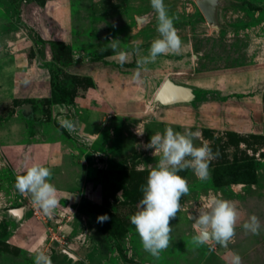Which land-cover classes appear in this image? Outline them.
<instances>
[{
    "label": "rangeland",
    "instance_id": "obj_1",
    "mask_svg": "<svg viewBox=\"0 0 264 264\" xmlns=\"http://www.w3.org/2000/svg\"><path fill=\"white\" fill-rule=\"evenodd\" d=\"M258 2L226 12L246 25L229 34L211 30L194 0H164L182 49L138 63L159 36L150 0H0V264H34L32 249L52 264H69L67 250L78 264H232L234 253L240 264H264V0ZM168 74L230 92L198 111L161 110L151 100ZM65 118L72 130L60 124ZM167 126L197 132L193 143H206L213 155L206 180L179 170L189 192L169 221L168 247L154 256L129 216L159 159L144 145ZM32 163L51 169L57 189L46 222L15 188L16 175ZM208 193L238 208L226 246L193 240L194 216ZM18 207L21 216L12 212ZM103 213L109 219L99 222ZM250 214L262 225L256 234L242 227Z\"/></svg>",
    "mask_w": 264,
    "mask_h": 264
},
{
    "label": "clouds",
    "instance_id": "obj_2",
    "mask_svg": "<svg viewBox=\"0 0 264 264\" xmlns=\"http://www.w3.org/2000/svg\"><path fill=\"white\" fill-rule=\"evenodd\" d=\"M152 9L156 12V30L159 36L150 44L148 55L138 63L155 61L158 55L179 53L182 42L173 25V19L166 11L164 0H150ZM117 48L114 41L111 45ZM127 61L124 51L118 53V63L123 65ZM134 79L140 78V73L133 74ZM60 124L69 130L74 127L71 119H62ZM142 133V132H139ZM197 132L186 130L185 133L175 131L167 126L163 132L151 134L149 141L144 145L153 149V155L159 159L151 167L145 184L141 185L142 196L138 201L137 210L130 214L129 220L135 226L143 248L154 256H158L162 249L170 242V219L177 215L181 208V197L189 192L186 179L179 170L191 168L200 180L209 176L208 163L212 157L209 145L193 143ZM51 169L40 163H32L24 168L15 178V188L22 194L29 196L34 207L44 214H51L58 204L56 186L48 179ZM123 198V192L118 193ZM238 217V208L230 200L208 193L204 203L198 207L194 216L193 240L198 244L207 243L210 239L222 245L232 239ZM109 219L107 213L99 214L97 220L104 222ZM244 230L253 234L262 229L261 222L255 214H250L243 222ZM34 264H52L50 257L40 249H32ZM232 264H240L239 254L231 257Z\"/></svg>",
    "mask_w": 264,
    "mask_h": 264
},
{
    "label": "water",
    "instance_id": "obj_3",
    "mask_svg": "<svg viewBox=\"0 0 264 264\" xmlns=\"http://www.w3.org/2000/svg\"><path fill=\"white\" fill-rule=\"evenodd\" d=\"M211 30L232 34L245 29L246 25L234 22L227 18L226 12L240 11L258 5V0H194ZM139 21L142 18H138ZM230 92L218 86H202L193 82L183 81L174 75H166L160 82L152 97V103L159 109H169L176 106H187L193 111L200 110L201 106L209 103L225 101ZM21 216L22 207L12 210ZM70 257V264H76L78 257L71 251H66Z\"/></svg>",
    "mask_w": 264,
    "mask_h": 264
},
{
    "label": "built area",
    "instance_id": "obj_4",
    "mask_svg": "<svg viewBox=\"0 0 264 264\" xmlns=\"http://www.w3.org/2000/svg\"><path fill=\"white\" fill-rule=\"evenodd\" d=\"M31 210L33 212V214L39 218V219H42L44 222H46V214H44L39 208L37 207H34L33 205H31ZM52 237L56 238L53 233H52Z\"/></svg>",
    "mask_w": 264,
    "mask_h": 264
},
{
    "label": "crops",
    "instance_id": "obj_5",
    "mask_svg": "<svg viewBox=\"0 0 264 264\" xmlns=\"http://www.w3.org/2000/svg\"><path fill=\"white\" fill-rule=\"evenodd\" d=\"M76 256H77V255H76ZM77 257H78V261H77V262L79 263V261H80L81 259L79 258V256H77ZM61 259H62V258H61ZM64 263H66L65 260L62 261V263H60V264H64ZM78 263H76V264H78ZM69 264H70V262H69Z\"/></svg>",
    "mask_w": 264,
    "mask_h": 264
},
{
    "label": "trees",
    "instance_id": "obj_6",
    "mask_svg": "<svg viewBox=\"0 0 264 264\" xmlns=\"http://www.w3.org/2000/svg\"><path fill=\"white\" fill-rule=\"evenodd\" d=\"M80 205H81V208H82V203H80ZM80 205H79V206H80ZM79 206H78V208H77V209H78V210H79L81 213H83V211L80 209V207H79ZM118 225H119V224H118ZM50 259H52V258H50Z\"/></svg>",
    "mask_w": 264,
    "mask_h": 264
},
{
    "label": "flooded vegetation",
    "instance_id": "obj_7",
    "mask_svg": "<svg viewBox=\"0 0 264 264\" xmlns=\"http://www.w3.org/2000/svg\"><path fill=\"white\" fill-rule=\"evenodd\" d=\"M61 258H63V257H61ZM61 258H60V259H61Z\"/></svg>",
    "mask_w": 264,
    "mask_h": 264
}]
</instances>
